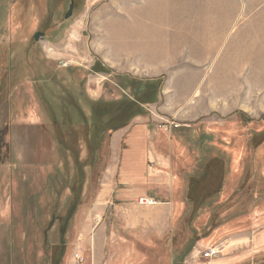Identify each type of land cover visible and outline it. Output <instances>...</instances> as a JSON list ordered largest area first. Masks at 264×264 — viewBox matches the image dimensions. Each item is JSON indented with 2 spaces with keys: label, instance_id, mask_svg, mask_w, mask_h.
<instances>
[{
  "label": "rangeland",
  "instance_id": "374dc122",
  "mask_svg": "<svg viewBox=\"0 0 264 264\" xmlns=\"http://www.w3.org/2000/svg\"><path fill=\"white\" fill-rule=\"evenodd\" d=\"M105 1L0 0V264L74 263L112 158L106 124L116 126L139 108L121 101L146 98L142 82L161 80L150 129L165 156L172 140L179 181L172 230L145 248L115 226L111 208L104 220L109 231L119 229V240L96 258L83 243V264H264V0H227L221 11L202 10L234 16L232 31L243 37L242 72L233 74L234 86L227 74L229 85L221 89L211 87L216 60L192 83L184 50L169 73L155 78L116 74L103 59L109 40L97 12ZM209 90L211 98L237 105L185 119L189 103L180 109L179 99L191 102ZM156 104L141 107L144 118ZM97 125L107 129L103 139L92 136ZM61 241L64 256L55 257ZM214 247L221 253L206 258Z\"/></svg>",
  "mask_w": 264,
  "mask_h": 264
},
{
  "label": "crops",
  "instance_id": "0c3cea01",
  "mask_svg": "<svg viewBox=\"0 0 264 264\" xmlns=\"http://www.w3.org/2000/svg\"><path fill=\"white\" fill-rule=\"evenodd\" d=\"M225 1L227 0L101 2L98 4L97 15L106 21L109 40L106 58L103 59L116 74L152 79L164 72L169 73L170 66L178 61L179 52L184 50L191 58L185 64V70L194 74L191 76L192 83L197 82L199 74L204 72L203 67L216 60L214 73L218 75L211 87H228L227 74H230L231 86H234L233 74L241 73L243 66L241 43L239 44L243 37L232 31L236 19L234 16H214L213 11H208L207 14L202 11H221ZM162 25H172L175 29L179 25L192 27L178 32L163 30ZM221 53L222 59L218 57ZM64 54L66 55L62 57L67 58L68 53ZM253 58L251 56L248 65L254 66L257 62ZM181 81L182 85L186 83L184 79ZM211 95L209 90L200 98L194 97L191 102L180 98V109L187 103L190 108L189 116L183 117L195 121L207 116L210 109L225 111L237 105L233 101L228 104L225 99L220 102L211 98ZM227 104L230 106L227 107ZM159 105L160 103L150 106L151 117H137L128 128L112 135V158L102 178L103 189L87 214L77 250L84 253L83 243H86V247L94 249L95 258L105 256L108 247L119 240V229L114 227V231H109L104 220L106 212L111 208L117 217L115 226L120 223L123 232L138 240L145 248L154 249L156 242L171 232L173 215L179 212L176 209L178 197L175 191L179 181L174 172L172 140L169 141V155L165 156L163 146L150 129L157 123L155 114H158ZM143 197L152 198L158 204L154 207H142L138 200ZM102 262L92 260V264H103Z\"/></svg>",
  "mask_w": 264,
  "mask_h": 264
},
{
  "label": "trees",
  "instance_id": "16d2710c",
  "mask_svg": "<svg viewBox=\"0 0 264 264\" xmlns=\"http://www.w3.org/2000/svg\"><path fill=\"white\" fill-rule=\"evenodd\" d=\"M160 81L156 82V81H145V82H142L145 86L144 87V92H143V96L144 95H147L146 98H141L138 100V102H134V101H129V102H125L124 101H121L123 104L125 103H128V107L129 109H132L133 110V106H137L136 104L139 105V108L135 111L133 110L134 112L130 115V116H125V120L114 126V125H110V124H106V126L108 127V132H107V129H103V128H100V127L97 125V128H95V133L94 131L92 136H98V138L100 137V139H103V135L107 132L109 133L108 134V137L111 139L112 138V135L121 130L122 128L126 127L129 123H131V121L137 117H145V111L143 108H141L143 105H147V104H156L157 102V98L155 97V95L158 93V89H159V85H162V80L161 82L159 83ZM159 83V84H158ZM152 92V93H151ZM150 95V96H149ZM119 102V103H121ZM126 109V108H125ZM127 110V109H126ZM97 129V131H96ZM70 217V216H69ZM60 248V253L59 254H55V257H63L64 256V253H65V250H66V244L63 243V241H61L60 243V246L58 247Z\"/></svg>",
  "mask_w": 264,
  "mask_h": 264
},
{
  "label": "built area",
  "instance_id": "2783aa9c",
  "mask_svg": "<svg viewBox=\"0 0 264 264\" xmlns=\"http://www.w3.org/2000/svg\"><path fill=\"white\" fill-rule=\"evenodd\" d=\"M157 201L153 200L152 198L143 197L138 200L139 205H157ZM219 253V249L217 247H214L212 249H209L205 253L206 258H212L214 256H217ZM74 263L75 264H83L85 261L83 252L81 250H77L74 254Z\"/></svg>",
  "mask_w": 264,
  "mask_h": 264
},
{
  "label": "water",
  "instance_id": "95a60500",
  "mask_svg": "<svg viewBox=\"0 0 264 264\" xmlns=\"http://www.w3.org/2000/svg\"><path fill=\"white\" fill-rule=\"evenodd\" d=\"M73 10H74V3H72V5L70 6V10H69L68 14L66 15V19H69L72 17ZM40 37H42V34H40V33L36 34V36H35L36 41H38Z\"/></svg>",
  "mask_w": 264,
  "mask_h": 264
}]
</instances>
